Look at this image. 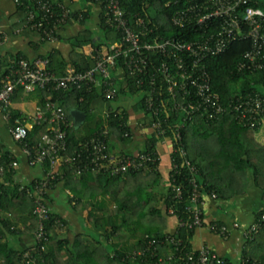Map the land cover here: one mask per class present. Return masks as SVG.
Wrapping results in <instances>:
<instances>
[{
    "label": "built area",
    "instance_id": "2783aa9c",
    "mask_svg": "<svg viewBox=\"0 0 264 264\" xmlns=\"http://www.w3.org/2000/svg\"><path fill=\"white\" fill-rule=\"evenodd\" d=\"M30 2L32 8L26 6L22 26L36 30L44 41H57L64 26L69 21H75L72 18L74 11L64 0ZM14 3L22 4L18 0H14ZM92 3L99 6L104 24L119 33V40L109 47H101L98 54L93 56L90 68L82 72L67 68L64 75L56 76L46 69V59L20 56L7 67L5 73L0 74V112L3 119L9 122L11 138L20 146L29 166L45 161L49 164L45 175L26 188V193L33 200L32 215L37 226L30 243L18 253L20 264H37V258L46 248L49 233L45 222L50 218V208L45 196L57 175L58 166L69 165L74 176L92 171L109 178L148 169L147 164H154L157 159L142 152L117 155L106 152L110 140L107 127L78 142L69 152L66 136L73 122L63 107L49 96L32 115L16 117L10 123L11 98L19 87L24 93L36 89L48 91L51 87L67 89L83 86L87 90L97 87L103 99L111 102L117 95L113 71L117 67L115 61H119L122 79L132 78L143 90V112L148 113L150 127L160 139L166 137L163 114L168 115L169 112L180 118V127L194 117L213 121L224 114H230L239 124L250 129L264 126V95L239 92L224 103L213 90L205 66L208 57L225 52L233 42L248 41L250 46L241 53L236 68L250 72L264 68V10L256 5L257 0H184L169 16V24L181 29L178 35L171 37L157 35L148 26L149 20L145 21L139 15L128 16L121 6V0H93ZM6 39L7 34L0 20V47ZM40 123L46 124L45 130L33 145H28L26 137L29 126ZM122 136H129V132L125 130ZM173 138H180L179 131H175ZM179 152L184 154L182 149ZM184 163L191 173L189 183L192 189L190 202L184 207L188 219L177 220L176 225L195 230L204 224L202 210L205 195L215 197V194L199 191L197 169L187 160ZM17 166V160L7 164L0 161V179L6 170H14ZM175 167L176 164L171 163V169ZM19 183L21 189L27 185ZM172 191L174 197L180 195L178 186H172ZM167 213L172 215L173 209L169 207ZM262 221L264 214L242 228L243 240L253 238ZM56 224L61 226L59 221ZM207 227L221 237L229 232L226 226L215 222ZM232 227L238 228V224L233 222ZM167 239L177 246L181 242L170 235H167ZM162 242L157 237L147 238L140 248L132 250L125 258L133 260L136 257L154 256ZM196 251V256H192L193 251L187 253L180 264H222L221 256L209 246L204 245ZM240 264H243L242 259Z\"/></svg>",
    "mask_w": 264,
    "mask_h": 264
},
{
    "label": "trees",
    "instance_id": "16d2710c",
    "mask_svg": "<svg viewBox=\"0 0 264 264\" xmlns=\"http://www.w3.org/2000/svg\"><path fill=\"white\" fill-rule=\"evenodd\" d=\"M18 1L22 3L16 5L22 23L27 12L26 6L32 8V3L30 0ZM81 2L83 8L86 9L74 11L72 18L83 28L69 39L70 49L68 53L64 55L61 50L52 48L40 56L42 59L47 60L46 69L56 76L64 75L67 68H72L77 72L85 71L91 67L93 56L98 54L101 47H109L113 41L119 40V33L104 24L102 14L98 29L90 27L87 23L90 15V5L93 4V0H81ZM183 3L184 0H121V6L128 16L139 15L145 21L149 20L148 26L157 35L164 37L178 35L181 32V29L169 24V16ZM256 5L264 10V0H257ZM57 37L60 38V34ZM87 45L92 48L90 54L84 52V47ZM249 46L248 41H236L230 44L225 52L208 57L205 60L210 84L224 103L239 92L247 93L250 91V93L264 95V68L252 72L236 68V63L241 59V53ZM20 56L22 55L14 56L5 63L0 60V74L5 73L7 67ZM119 63V61H115L116 66ZM115 85L117 95L112 100L117 99L119 96L130 95L134 103L133 107L144 110L141 101L143 90L136 85L132 78L125 77L119 81L115 80ZM34 92L39 98L38 106L42 107L44 99L49 96L63 107L69 120H71V108L85 114V121L81 125L73 126L67 132L66 140L69 152L78 142L89 138L102 127H107L110 139L113 137L114 140L127 141L131 138L132 132L128 125V112L126 109L110 107L108 108V114L104 113L100 116L95 113L92 107L94 101L97 98L104 100L97 87L90 90L83 86L67 89H54V87H51L48 91L36 89ZM20 93H23V91L19 87L14 91L11 100L15 99ZM10 114V123L13 122L14 118L19 117L14 109H10ZM163 119L165 120L163 122L164 135L169 136L172 140L171 163H175L176 167L169 172L168 188L162 203L157 204L150 194L145 193L142 188L143 185L152 184L148 176L153 178V182L158 178L157 171L154 168L157 160L154 164L148 163V169L131 172L125 177L109 178L92 171L74 176L69 165L61 164L57 167V175L52 179L51 187L58 182L59 176L63 177L64 187L69 188L72 193L70 201L75 203L74 196L78 192L77 185H75L77 184L76 181L91 178L101 186L93 193L90 191V193L110 195L115 202L117 212L115 216L107 217V220L99 225L98 233L103 237L104 243L100 239H96V243L101 245L102 252H98L96 246L79 245L77 253H72L69 251L70 248L65 246L67 245L66 240L58 238L57 230L65 224L64 220L58 214L49 210L50 218L45 222L49 233L48 242L41 256L37 258V264H91L92 261L94 264H180L190 251H193L192 256H196L197 251L192 249L190 245L194 229L176 225L172 232H165L163 226L164 216L168 215L167 209L169 207L173 209L172 215L179 222L188 219L184 207L190 202L192 186L189 183L191 173L188 165L184 163L185 160L197 169V184L199 191L203 193H210L214 191L213 189L216 192L220 190L214 184L212 178L208 179V176L212 177V175L218 173L214 170L218 166L226 167L229 172L226 169L219 171V173L226 176L227 184L232 190H229L227 194L221 192L223 198L243 193L246 189L247 168L252 169L255 184L262 188V205L254 212V218H260L261 214H264V145L259 144L254 138V133L259 128L250 129L242 126L230 114H224L213 121H205L202 118L194 117L181 127L179 126L180 118L171 112L168 115L163 114ZM144 120L146 122L143 125L145 128H150V132L145 136L144 147L139 152L149 153L153 158H156L155 143L160 138L150 127L151 118L147 112H144ZM45 126V123L34 124L28 129L26 137L28 145H33L39 139L45 130ZM125 130L129 132V136H122ZM176 130L180 134L178 140L173 138ZM109 144L110 140L106 152H110ZM179 149L184 151L183 155H181ZM14 158L9 150L0 145V161L7 164ZM43 164L47 172L49 164L47 161ZM207 169L209 172H206ZM14 173L15 169L9 168L4 173L3 178L0 179V264H20L18 253L22 249H16L5 237L8 234L17 233L16 231H26L29 236L33 237L37 226L36 219L32 215L33 200L26 193V188L35 179L29 181L21 189V184L14 180ZM128 177L138 178L143 185L140 184L141 187L135 190L125 191L126 181H129ZM172 186L179 187L180 195L178 197H174L175 193L172 191ZM134 208L138 211H132ZM21 220L25 221L23 230L19 227ZM56 221L61 222V226H58ZM167 235L180 239V244L177 246L170 243ZM116 236H118L117 242L113 243V247H116L112 249L105 242ZM155 237L160 238L163 242L157 247L154 256L136 257L133 260L125 258L132 250L140 248L147 238ZM121 240L124 247H117ZM243 243L244 246L240 252V259H242L243 264H264V221L261 222L253 238H246ZM62 254H68V259L62 260L60 258ZM79 257H83V260L79 261ZM221 260L222 264H233L230 257L221 256Z\"/></svg>",
    "mask_w": 264,
    "mask_h": 264
},
{
    "label": "crops",
    "instance_id": "0c3cea01",
    "mask_svg": "<svg viewBox=\"0 0 264 264\" xmlns=\"http://www.w3.org/2000/svg\"><path fill=\"white\" fill-rule=\"evenodd\" d=\"M64 1L73 11L86 9L83 8L81 0ZM100 18L101 12L99 6L91 4L87 24L90 25L91 28L98 29ZM0 20L7 34L5 43L0 47V60L4 63L17 55H22L29 59L41 58V55H44L52 48H57L66 55L70 49L69 39L74 37L83 28V26L76 21L70 22L64 26L60 32V38H58L57 41H44L36 30L22 26L21 16L17 11L14 0H0ZM116 41L112 43L114 44ZM91 50L92 48L89 45L84 47L85 53L90 54ZM113 76L116 78V81L122 79V69L119 66L114 69ZM38 101L39 98L36 92H23L18 94L17 97L11 101V109L16 110L19 116L27 117L34 113L38 106ZM133 104L132 96L130 95L119 96L111 102L104 101L102 98H97L93 103V110L100 116L110 107L126 109L128 112V125L132 132L131 138L127 141H120L114 140V138L111 137L109 144L110 154H135L144 147L145 136L149 134L150 128H145L143 125L146 122L144 120V112L133 107ZM70 110L77 109L71 108ZM71 121L73 122V126L76 127L85 121V117L82 122L75 123L71 116ZM30 127L31 126H29V128ZM8 129L9 122L3 119L2 113L0 112V145L6 150H9L15 157L14 160L18 162V166L14 173V180L21 183H28L33 179L42 178L46 173L44 164L29 166L20 150V146L11 138ZM261 130H264V126L255 131L254 138L259 144L264 145ZM171 148L172 140L169 136L159 139L155 143L157 155L155 169L158 178L153 182V178L148 176L152 184L143 185L138 178L128 177L129 181H126L125 191L135 190L141 187L140 184H142L143 191L150 194L157 204H161L168 188V175L171 170ZM226 169L227 168H224V166H218L214 169L218 173L212 175V177H210V175L208 176V179L212 178L214 184H216L220 190L216 192L215 189H213L214 191L212 192L215 194V197H211L210 194L205 195L202 210L204 224L202 227L194 230L190 239V245L191 248L195 250L207 245L218 255L230 257L233 260V264H237V260L239 262L238 264H240V252L244 246L241 230L253 221L255 217L254 212L262 205V188L255 184L252 169L247 168L245 191L241 194L224 198L221 197V192L227 194L229 190H232L227 184V179H225L226 176L219 173V171ZM207 171L209 172L208 169L206 172ZM226 171L229 172L228 169ZM57 181L58 182L47 192L46 202L50 210L58 214L65 222V224L57 230L58 238L66 240L67 245L65 246H68V248H70L69 251L72 253H77L79 245L89 247L96 246L98 252H102L101 245H97L96 243V239H100V241L104 243L103 237L98 233V228L101 222L107 220V217L115 216L117 208L114 200L108 194H91L90 191L93 193L99 189L101 185L91 178H85L84 180L80 179L76 181L77 184L75 185H77L76 188L78 192L77 195L74 196L76 202L72 203L70 201L72 193L69 188L64 187L63 177L59 176ZM134 210L136 212L138 211V209H132V211ZM163 222L165 232H172L177 224L175 216L169 214L164 216ZM212 222L226 226L229 230L227 236L221 237L211 232L207 226ZM233 222L238 224V228L232 227ZM24 224L25 221L21 220V223H19L21 230H23ZM16 232L17 233L13 235L8 234L5 238H7L16 249H24L30 243L32 237L29 236L26 231ZM117 237L118 236L113 237L105 243L108 244L110 248L114 249L116 246L113 247V243L117 242ZM118 244L117 247H124L122 240ZM106 247L108 246L106 245ZM67 257L68 254H62L60 258L62 260H67ZM78 260L82 261L83 257H79ZM91 264H94V262L92 261Z\"/></svg>",
    "mask_w": 264,
    "mask_h": 264
},
{
    "label": "water",
    "instance_id": "95a60500",
    "mask_svg": "<svg viewBox=\"0 0 264 264\" xmlns=\"http://www.w3.org/2000/svg\"><path fill=\"white\" fill-rule=\"evenodd\" d=\"M70 115L73 117L75 123L82 122L85 117V114L79 110H70Z\"/></svg>",
    "mask_w": 264,
    "mask_h": 264
},
{
    "label": "rangeland",
    "instance_id": "374dc122",
    "mask_svg": "<svg viewBox=\"0 0 264 264\" xmlns=\"http://www.w3.org/2000/svg\"><path fill=\"white\" fill-rule=\"evenodd\" d=\"M262 132H261V135H263V137H262V140L264 141V130H261ZM239 262H238V260H237V264H238Z\"/></svg>",
    "mask_w": 264,
    "mask_h": 264
}]
</instances>
